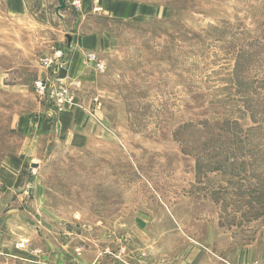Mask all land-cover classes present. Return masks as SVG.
Returning a JSON list of instances; mask_svg holds the SVG:
<instances>
[{"label": "rangeland", "instance_id": "obj_1", "mask_svg": "<svg viewBox=\"0 0 264 264\" xmlns=\"http://www.w3.org/2000/svg\"><path fill=\"white\" fill-rule=\"evenodd\" d=\"M65 1L132 14L80 27L106 34L94 95L48 74L37 96V68L76 8L63 23L57 0H0V171L38 143L19 188L0 184V264L258 261L240 251L264 252V0ZM50 104L76 114L82 146L56 117L21 132Z\"/></svg>", "mask_w": 264, "mask_h": 264}, {"label": "crops", "instance_id": "obj_2", "mask_svg": "<svg viewBox=\"0 0 264 264\" xmlns=\"http://www.w3.org/2000/svg\"><path fill=\"white\" fill-rule=\"evenodd\" d=\"M66 3L69 6L63 9L62 12L60 11V16L55 13L58 19H60L63 23L69 17V13L75 10L76 8V3ZM95 8L96 7H94V5L92 6V8H87L85 10H77L76 8L77 17L74 16L72 26L73 29L64 30L62 32V37H64L63 39H61L58 35H55V39L50 40L49 45L51 52V60H55L54 63L57 64L56 61L60 59L61 63L59 65V68L52 69V67H44L41 65L37 68V74L35 78L47 79L48 74H51V80L53 78L57 81L59 85H74L75 87H73V89H75L76 92L74 94L75 96H92L95 94L84 89L85 87L87 88L90 86L91 88H96L95 82L96 77L98 76L97 71L100 70L98 68L97 63L101 62L103 64V61L96 56H98V54L102 50H105L107 48L106 34L94 31L83 33L80 31V27L83 25L84 21L86 20V17L90 15H93V17L99 20H116L119 18L126 19L132 14V9H130L126 5L122 6L121 4L117 3L111 4L109 8L107 7V11H109L107 16H103L100 13H95ZM26 9L27 7L22 4V6L19 5L17 10L19 14H22V12H25ZM93 56L94 59H90ZM48 113L50 116L47 117V122L43 114L37 116L27 115L22 120H19L21 132H24V134H27V132L30 134L33 133V135H35V131L38 133H46V131L50 130L51 127L50 123L52 120H50V118L56 117L58 118V123L56 127L57 134L60 135L63 130L64 133L67 134L66 139H68V142L78 147L83 145L84 141L81 139V136H77V134H75L74 132L69 134L70 130H73V127H75L74 125L71 126V118L74 119L76 114H73L71 110L70 113L60 112L53 104L48 105ZM66 123L67 125H65ZM37 149L38 143L33 138L28 142V144L25 146V149L21 153L15 156L12 155L10 157H7L4 161L3 168L0 171V184L7 189L19 188V184L21 183L23 178L25 179V177L31 171V168L27 170V168L25 169L23 168V166L25 164H29V166H31L32 164L35 165V163L33 162V158L29 156H36ZM27 157L29 158L26 159ZM255 247L256 246L254 244H252V246L248 245L246 246V248H243L240 252H249V254L253 255L254 253L258 254V261L257 259H255L254 261L251 259V261H253V264H264V252L263 256L260 257V252L254 251Z\"/></svg>", "mask_w": 264, "mask_h": 264}, {"label": "built area", "instance_id": "obj_3", "mask_svg": "<svg viewBox=\"0 0 264 264\" xmlns=\"http://www.w3.org/2000/svg\"><path fill=\"white\" fill-rule=\"evenodd\" d=\"M93 58H94V56L92 58H90V59H93ZM51 62H52L51 59H49V60L45 59V60L42 61L43 65H45L47 67H52V69L53 68L57 69L58 68V65L55 64V63H51ZM97 65H98V68L99 69L103 68V64L101 62H98ZM55 69H54V71H55ZM47 82H48L47 79H37L35 81V83H34V89H35V93L37 94V96H44V95H46V93H47V86H48V83ZM62 91L63 92L61 94H64V92L66 91V89H63ZM22 245L23 244H21V246Z\"/></svg>", "mask_w": 264, "mask_h": 264}, {"label": "water", "instance_id": "obj_4", "mask_svg": "<svg viewBox=\"0 0 264 264\" xmlns=\"http://www.w3.org/2000/svg\"><path fill=\"white\" fill-rule=\"evenodd\" d=\"M57 6L55 7V13L60 16V10H63L68 7V4L65 0H57Z\"/></svg>", "mask_w": 264, "mask_h": 264}]
</instances>
